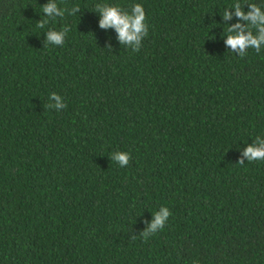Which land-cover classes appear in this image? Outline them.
Returning <instances> with one entry per match:
<instances>
[{
  "label": "trees",
  "instance_id": "16d2710c",
  "mask_svg": "<svg viewBox=\"0 0 264 264\" xmlns=\"http://www.w3.org/2000/svg\"><path fill=\"white\" fill-rule=\"evenodd\" d=\"M53 2L41 29L49 0H0V264H264V161L239 164L264 136V49L226 48L234 0ZM105 3L143 5L138 52L98 27Z\"/></svg>",
  "mask_w": 264,
  "mask_h": 264
},
{
  "label": "clouds",
  "instance_id": "9594fccd",
  "mask_svg": "<svg viewBox=\"0 0 264 264\" xmlns=\"http://www.w3.org/2000/svg\"><path fill=\"white\" fill-rule=\"evenodd\" d=\"M227 8L232 9V12L224 11L223 19L230 20L232 16L238 21L246 22V25L236 23L228 26L224 33L226 38L224 44L229 52L243 58L246 56V50L252 49L257 54L264 49V0H261V6L248 4V10H243L241 0H234ZM96 10L100 14L98 27L102 30L112 29L116 33V40L120 46L130 49L132 52H138L142 47L143 39L148 35V24L146 23V15L144 7L141 3H133L130 8L125 10L119 5L103 4L96 5ZM79 11V7H73L67 14L74 15ZM46 19L37 24L38 28L43 29L49 21L55 23L56 18H63L66 14L65 9L58 6L57 2L49 0L42 7ZM51 18V19H47ZM70 28L65 24L59 31L50 29L46 31V46L53 47L63 46L66 36ZM110 49V46H109ZM49 108L57 111L63 110L66 105L63 98L56 93H52L48 97ZM251 144H247L240 150L239 164L264 161V136L258 135ZM110 159L114 161L119 168L128 166L130 156L126 152H115ZM171 213L167 207H160L159 210L152 214V220L143 232L145 238L154 235L158 231H162L168 222Z\"/></svg>",
  "mask_w": 264,
  "mask_h": 264
}]
</instances>
